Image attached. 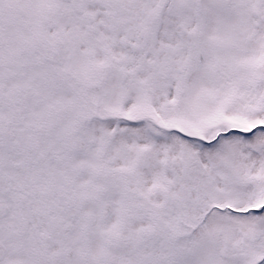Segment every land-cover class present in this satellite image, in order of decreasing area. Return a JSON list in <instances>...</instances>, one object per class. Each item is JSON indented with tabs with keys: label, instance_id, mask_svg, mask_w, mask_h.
<instances>
[{
	"label": "snow or ice",
	"instance_id": "snow-or-ice-1",
	"mask_svg": "<svg viewBox=\"0 0 264 264\" xmlns=\"http://www.w3.org/2000/svg\"><path fill=\"white\" fill-rule=\"evenodd\" d=\"M0 264H264V0H0Z\"/></svg>",
	"mask_w": 264,
	"mask_h": 264
}]
</instances>
